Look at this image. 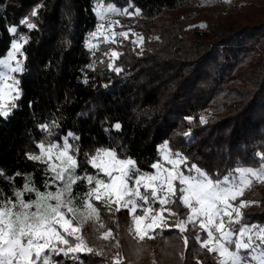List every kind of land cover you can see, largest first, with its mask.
<instances>
[{
  "label": "trees",
  "instance_id": "1",
  "mask_svg": "<svg viewBox=\"0 0 264 264\" xmlns=\"http://www.w3.org/2000/svg\"><path fill=\"white\" fill-rule=\"evenodd\" d=\"M99 2L140 12L129 20L132 33L92 50L87 38L98 27ZM15 38L24 40L16 74L22 95L7 118L0 116V169L21 174L12 182L17 189L31 175L44 191L45 165L26 154L40 155L36 145L68 132L80 137L69 140L79 145L77 174L95 175L84 154L102 146L122 149L152 173L163 145L213 179L264 166V0H0V58ZM53 122L58 128L49 137L40 126ZM10 186L0 177L7 195ZM237 201L250 203L242 223L264 225V181L254 179ZM95 203L99 220L83 225L81 234L99 254L82 255L84 264H219L217 253L201 247L207 237L198 222L183 233L170 227L191 211L178 199L164 206L167 226L142 241L129 232L128 209ZM109 230L111 237L100 238Z\"/></svg>",
  "mask_w": 264,
  "mask_h": 264
},
{
  "label": "snow or ice",
  "instance_id": "2",
  "mask_svg": "<svg viewBox=\"0 0 264 264\" xmlns=\"http://www.w3.org/2000/svg\"><path fill=\"white\" fill-rule=\"evenodd\" d=\"M135 12L139 14L140 9H135ZM31 15H36L35 10ZM20 23L29 29L36 27L26 19ZM9 31L15 33L17 29L12 27ZM12 47L18 51L22 45L14 41ZM15 54L10 53L9 58ZM0 66V81L10 73L22 70L19 66L13 68L8 60H0ZM18 97L19 92L13 99ZM0 99H3L2 94ZM14 107V103L8 107L0 106V116L7 118ZM40 127L52 137L58 125L53 122L52 126ZM114 127L119 129L121 126L117 123ZM70 139L79 141L80 137L68 132L60 141L48 139L46 143L36 145L40 155L26 154L27 159L45 165L44 191L35 186L31 175H27L22 188L17 189L12 182L21 174L17 172L9 177L0 169V177L10 183L12 193L7 195L0 188V264H51L53 255L69 257L74 264H84L82 255L99 254L88 247L81 234L83 225L99 220V209L95 202L109 210L112 204L118 205L117 211L120 207L128 209L133 222L129 232L142 241L146 237L153 238L150 232L155 228H161L162 224L167 226L162 214L152 215L150 222L145 224V220L149 219L145 206L150 201L158 202L163 213L167 211L164 206L177 199L182 206L191 210V214L186 220H180L170 227L183 233L188 222H198L207 237L201 242V247L218 253L222 258L219 264H264V225L242 223L244 215L239 209L250 206L249 202L241 201L239 207L230 203L251 185L250 177L264 181V166L258 169L238 167L234 169L238 175L229 174L213 179L196 164L189 165L187 157L178 151L172 154L175 158H169L168 150L163 161L170 167H164L158 158L149 166L156 170L153 174L142 171L137 161L122 149L118 152L115 147L102 146L84 154L95 175L89 174L86 169L77 174L80 150L78 144L69 143ZM176 182H179V188ZM79 184L86 191L74 192V186ZM53 187L55 191L49 190ZM141 188L145 191L141 192ZM26 194L29 195L27 201L24 199ZM137 207L145 214L136 215ZM111 236L109 230L100 238L108 239ZM195 239L199 241L200 237ZM184 244L187 246V237H184Z\"/></svg>",
  "mask_w": 264,
  "mask_h": 264
},
{
  "label": "rangeland",
  "instance_id": "3",
  "mask_svg": "<svg viewBox=\"0 0 264 264\" xmlns=\"http://www.w3.org/2000/svg\"><path fill=\"white\" fill-rule=\"evenodd\" d=\"M227 1L234 2L236 0H227ZM241 1H243V2H257L258 0H241ZM96 13L99 16V20H100L98 27L87 38V46L92 50L97 49L98 46L103 41L104 42L115 41V40H117V38L119 36L126 37L129 33H132L131 24H130L129 20L132 18H136V16L139 15L136 12L130 11L128 8L120 9V8L116 7L114 4H105L103 2L97 3ZM128 13H131V15H129ZM15 33H12V34H15ZM122 33H127V35H122ZM136 38H137V41L140 43L141 39L138 36ZM14 41L20 45H22V43L24 42L23 39H16V38L13 40V42ZM12 52H15L16 54H15V56L9 58V54ZM9 54L3 58H0V60H8L13 68H16L17 66H19L20 69H22V65H23L22 47H20V49L18 51H16L12 47ZM113 54L116 55L117 53L114 51ZM18 62H19V64H18ZM0 67H2V66H0ZM16 74H17V72H12L5 79L0 81V94L3 95V99H0V106L8 107V106H10L11 102L20 98V96L22 95V91H21V88L19 86V78L17 77ZM17 92H19V97L16 99H13L14 97H16ZM161 150H162V156L164 157L165 151H168L170 149L167 145H163L161 147ZM169 158H175L172 155L171 151H169ZM162 163L164 164V167H170V165L164 163V161H162ZM181 168H183V165H181ZM155 171L153 172V174H155ZM250 179H252V181H253L256 178L250 177ZM176 187L177 188L180 187L179 182H176ZM247 188H245L243 190V193L245 192V190ZM51 191H55V189H52ZM144 191H145V189L141 188V192H144ZM240 196H242V195H238L236 200L230 201V203H232L233 206H235V207H239L241 201H237V199ZM24 199L26 201L28 200L26 195L24 196ZM156 203H158V202H156ZM156 203H152L150 201L149 205L145 206L148 209L147 216L149 217V219L145 220V224L150 222V217L152 215L159 216L162 214L164 216V214H163L164 211H163V213H161L160 204L158 203L159 205L156 206ZM239 210H240V212H242V208H240ZM135 214L136 215H143V214H145V212L140 207H137V211ZM190 214H191V211H190ZM234 216H235V214H234ZM188 223H190V222H188ZM187 224H186V226H187ZM152 232H153V230L150 232V235L152 234ZM88 247H89V245H88ZM217 259L219 261L222 259L218 253H217ZM51 264H57V262L55 260V255L51 256ZM250 264H251V262H250Z\"/></svg>",
  "mask_w": 264,
  "mask_h": 264
}]
</instances>
